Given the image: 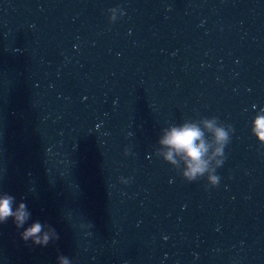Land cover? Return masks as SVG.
Returning a JSON list of instances; mask_svg holds the SVG:
<instances>
[{
	"label": "water",
	"instance_id": "1",
	"mask_svg": "<svg viewBox=\"0 0 264 264\" xmlns=\"http://www.w3.org/2000/svg\"><path fill=\"white\" fill-rule=\"evenodd\" d=\"M258 116L264 0H0V195L30 214L0 264H264ZM185 125L191 182L160 143ZM34 222L59 238L25 243Z\"/></svg>",
	"mask_w": 264,
	"mask_h": 264
},
{
	"label": "clouds",
	"instance_id": "2",
	"mask_svg": "<svg viewBox=\"0 0 264 264\" xmlns=\"http://www.w3.org/2000/svg\"><path fill=\"white\" fill-rule=\"evenodd\" d=\"M207 127L211 129L212 124L209 123ZM254 131L257 138L264 141V116H258L255 119ZM214 136L216 143L221 145L228 143V136L223 128H217ZM160 143L170 149L165 155L166 160L175 163L173 153L182 155L187 165V171L183 175L188 182L195 180L197 176H202L207 171L208 161L205 156L208 153V145L203 140V133L197 127L185 125L173 128ZM216 155H223V147L216 149ZM224 159L218 164V167L223 164ZM209 183L212 187H217L219 177L217 175L210 176ZM13 204V196L7 193L0 195V224L12 219L15 228L19 230L24 227L30 214L24 203H19L15 211H13ZM43 227L40 222L32 223L20 234L21 240L25 243L31 240L33 246L45 247L50 240L55 241L59 238L54 229L49 228L48 231H43ZM60 264H69V261L61 256Z\"/></svg>",
	"mask_w": 264,
	"mask_h": 264
}]
</instances>
